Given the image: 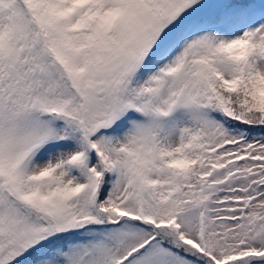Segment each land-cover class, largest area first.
I'll return each instance as SVG.
<instances>
[{
    "label": "snow or ice",
    "instance_id": "obj_1",
    "mask_svg": "<svg viewBox=\"0 0 264 264\" xmlns=\"http://www.w3.org/2000/svg\"><path fill=\"white\" fill-rule=\"evenodd\" d=\"M0 264H264V0H0Z\"/></svg>",
    "mask_w": 264,
    "mask_h": 264
}]
</instances>
